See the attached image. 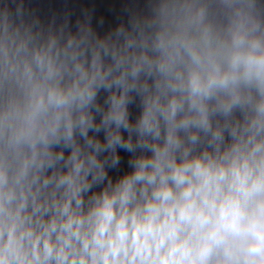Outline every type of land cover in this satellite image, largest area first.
Returning a JSON list of instances; mask_svg holds the SVG:
<instances>
[{
  "label": "clouds",
  "instance_id": "obj_1",
  "mask_svg": "<svg viewBox=\"0 0 264 264\" xmlns=\"http://www.w3.org/2000/svg\"><path fill=\"white\" fill-rule=\"evenodd\" d=\"M0 264H264V0H0Z\"/></svg>",
  "mask_w": 264,
  "mask_h": 264
},
{
  "label": "water",
  "instance_id": "obj_2",
  "mask_svg": "<svg viewBox=\"0 0 264 264\" xmlns=\"http://www.w3.org/2000/svg\"><path fill=\"white\" fill-rule=\"evenodd\" d=\"M111 0H95V3L98 5L99 10L104 12L106 10V5L109 4Z\"/></svg>",
  "mask_w": 264,
  "mask_h": 264
}]
</instances>
